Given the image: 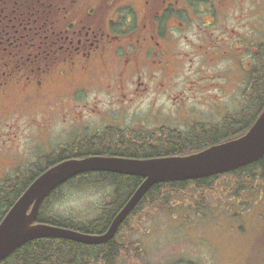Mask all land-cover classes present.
Here are the masks:
<instances>
[{
    "label": "flooded vegetation",
    "instance_id": "af4514ba",
    "mask_svg": "<svg viewBox=\"0 0 264 264\" xmlns=\"http://www.w3.org/2000/svg\"><path fill=\"white\" fill-rule=\"evenodd\" d=\"M194 1L198 0H0V167L15 171L7 176L0 169L1 183L18 177L25 167L43 170L60 161L58 156L66 146L58 143L51 147L50 139L61 134L55 132L57 124L79 123L85 118L80 108L102 118L101 128L91 134L80 130L82 136L75 139L85 143L76 141L70 148L93 143L96 132L111 129L116 140L130 133L134 138L140 136L137 122L132 121L134 127L123 131L124 116L129 105L151 87L155 71L165 72L168 65L171 67L168 62L155 67L151 58H166L174 44L173 30L185 27L191 12L202 13ZM230 1H220L221 13ZM182 16L187 18L180 20ZM162 77L158 86L164 87L166 74ZM90 92L119 99L104 109L95 101L89 105L86 95ZM200 123L186 122L189 127L185 134H190L193 124ZM72 131L77 133V127ZM42 139L48 149L46 154L37 149ZM26 159L28 163H24ZM109 187L112 193L98 207L100 211L113 197V186ZM132 212L121 225L128 224ZM196 251L202 253L203 259L192 256ZM248 251L240 264H264V222ZM187 252V260H170L168 264H212L205 250L193 248ZM143 263L135 259L133 264Z\"/></svg>",
    "mask_w": 264,
    "mask_h": 264
},
{
    "label": "rangeland",
    "instance_id": "374dc122",
    "mask_svg": "<svg viewBox=\"0 0 264 264\" xmlns=\"http://www.w3.org/2000/svg\"><path fill=\"white\" fill-rule=\"evenodd\" d=\"M220 1H194L202 13L191 12V19L185 27L175 22L182 29L173 30L175 39L171 53L166 58H151L155 67L159 64L164 66L167 62L172 65H168L165 72L155 71L151 87L129 105L121 126L123 130L134 127L130 124L132 121L146 131L159 125L186 131L189 127L186 122H200V119L212 127L226 118L235 117L243 103H249V93L243 91L246 87L244 70L252 65L256 45L263 38L264 0H231L223 13L219 8ZM184 16L180 20L187 18ZM163 73L166 74L164 87L158 86ZM242 94H245L244 99ZM118 99L103 92L86 95L89 105L95 101L104 109L106 104ZM80 110L85 117L81 122L74 120L79 123L62 122L55 126V132L57 130L61 134L50 139L51 147L58 143L66 148L76 141L82 143V139H75L82 136L80 130L91 134L101 128L102 118L96 114L89 115L85 108ZM74 126L77 127L75 134L72 131ZM41 142L37 149L46 154L45 141L42 139ZM11 168L0 167L7 176L15 172ZM228 180L227 176H221L215 185V191L224 202L216 203L208 194L205 208L199 214H194L192 204L178 198L171 202L167 211L159 210L157 214L153 209L154 214L149 210L147 215H138L140 223L132 224L133 230L122 231L119 235L124 243L130 244L132 258L147 264H168L170 260H187L190 257L187 250L198 248L207 251L212 264H240L264 222V191L243 190L242 195L237 197V192L230 200V194L224 189ZM176 188L183 194L196 193L192 182ZM59 191L58 198L49 202L43 216L87 221L96 217L98 207L108 198L111 188L77 182ZM159 194L149 197L156 200ZM193 254L203 259L201 252ZM117 264H130L122 251Z\"/></svg>",
    "mask_w": 264,
    "mask_h": 264
},
{
    "label": "trees",
    "instance_id": "16d2710c",
    "mask_svg": "<svg viewBox=\"0 0 264 264\" xmlns=\"http://www.w3.org/2000/svg\"><path fill=\"white\" fill-rule=\"evenodd\" d=\"M244 81L246 87L243 91L249 93L247 96L249 103L247 105L245 103L235 117L226 118L217 125L208 127L195 124L191 127L189 135L181 131L174 133L177 130L166 127L148 131L141 129V135L137 138H134L130 133L123 136L120 140L112 137L114 135L112 130H107L97 134L93 143L82 144L75 148H70L72 146L69 145L68 148L62 150L58 157L63 160L97 154L130 155L135 157L187 154L242 135L264 108V33L263 38L256 45L252 65L245 70ZM244 98L245 94H243ZM159 132L170 133L171 135L161 133L158 136ZM151 142L156 143V145H148ZM41 172L42 167H27L23 172H18V177L5 179L0 184V220L29 183ZM221 176L229 178V182L227 181L228 184L224 186V189L230 194V197L237 192L239 194L243 190H264V154L256 161L226 174L192 181L195 186V194H183L178 191L176 187L186 184V181L154 183L141 198L134 213H131L128 224L119 226V233L117 232L113 238L102 244L91 245L78 243L66 238L39 237L19 246L2 259L0 264H117L121 251L128 256L131 250L130 244L124 243L119 238V235L122 231L132 230V227H129L130 223H139V219L135 214L139 208L143 212L146 206L159 207V204L179 195L191 200L196 206H201L208 194L212 195L214 199L220 200L219 193L215 191V185ZM142 180L143 178L139 176L116 174L107 171L81 173L69 179L63 185L54 188L43 199L36 220L80 232L101 233L107 228L115 213ZM77 182L89 185L113 186V197L104 204L99 216L88 222H78L53 215L44 217L43 211L51 200L58 198L59 190L66 185ZM154 193H160L156 200L149 197ZM157 200L160 202H156ZM129 263L133 264L134 260L129 259Z\"/></svg>",
    "mask_w": 264,
    "mask_h": 264
},
{
    "label": "water",
    "instance_id": "95a60500",
    "mask_svg": "<svg viewBox=\"0 0 264 264\" xmlns=\"http://www.w3.org/2000/svg\"><path fill=\"white\" fill-rule=\"evenodd\" d=\"M263 154L264 109L241 136L191 154L147 159L91 155L62 160L37 176L0 220V261L22 244L39 237L66 238L93 245L104 243L111 239L122 220L154 183L216 175L252 163ZM87 171L140 176L143 181L100 234L37 222L36 215L45 196L70 178Z\"/></svg>",
    "mask_w": 264,
    "mask_h": 264
}]
</instances>
